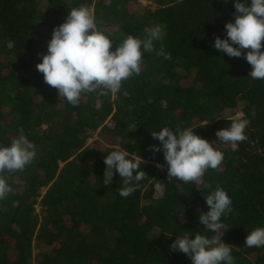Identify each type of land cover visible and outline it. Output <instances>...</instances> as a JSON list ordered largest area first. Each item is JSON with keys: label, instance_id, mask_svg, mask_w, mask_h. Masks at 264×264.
Wrapping results in <instances>:
<instances>
[{"label": "trees", "instance_id": "1", "mask_svg": "<svg viewBox=\"0 0 264 264\" xmlns=\"http://www.w3.org/2000/svg\"><path fill=\"white\" fill-rule=\"evenodd\" d=\"M145 1L0 0V146L21 131L36 146L23 171L0 173L13 189L0 200V264H192L170 245L185 233L214 235L198 217L217 186L232 200L233 211L221 217V239L234 264H264V247L244 244L249 232L264 227V80L248 75L243 56L213 47L234 22L235 0ZM81 5L112 39L113 51L124 36L143 38L145 27L159 25L155 47L171 58L145 53L141 73L117 93L83 94L71 105L36 66L54 27ZM222 116L228 119H216ZM238 116L250 121L248 139L232 151L216 132ZM165 127L195 128L214 142L224 153L219 171L208 169L200 185L168 180L163 150L149 149L160 145L151 132ZM95 134L105 141L89 145ZM116 148L145 161L148 176L127 198L119 195L118 173L103 183L104 157Z\"/></svg>", "mask_w": 264, "mask_h": 264}, {"label": "clouds", "instance_id": "2", "mask_svg": "<svg viewBox=\"0 0 264 264\" xmlns=\"http://www.w3.org/2000/svg\"><path fill=\"white\" fill-rule=\"evenodd\" d=\"M234 7V22L225 24L226 37L221 39L216 36L213 47L229 57L243 56L251 65L248 75L264 80V0H251L250 5L246 0H235ZM144 33L143 38L132 34L124 36L113 51L112 39L98 30L93 12L81 5L70 9L66 20L54 27L48 51L46 54L38 53L42 55V60L36 67L43 74L44 81L55 88L59 96L77 106L83 94L107 96L117 93L123 81L141 73L145 53L155 52L157 56L171 58V54L166 53L162 46L159 50L155 47L154 42L162 39L161 26L145 27ZM100 107L101 104L97 103V110ZM220 118L228 119L223 116L216 119ZM249 123L243 117L231 118L229 127L217 130L218 141L230 144L232 151H238L240 143L248 139L245 129ZM194 129L177 128L173 132L165 127L151 132L160 145H150L149 149L154 153L163 150L168 180L200 185L208 169L219 171L224 153L213 146L214 142L197 135ZM128 157V151L121 148L104 157L103 183L110 185L114 173H118L123 182L119 195L124 198L139 190L140 181L148 176L141 170V164L144 165L145 161L140 155ZM35 158V144L21 131L9 146H0V173L23 171ZM156 166L163 168L159 162ZM154 187L162 196L164 186L157 182ZM206 187L211 188V185L207 184ZM12 192V187L0 175V200L6 199ZM205 197L207 211L201 212L198 219L205 230L214 235H178L170 245V251L186 254L192 264H234L231 247L221 239L225 232L222 231L225 225L221 217L233 211L232 200L219 186ZM244 244L247 247H264V227L249 232Z\"/></svg>", "mask_w": 264, "mask_h": 264}, {"label": "rangeland", "instance_id": "3", "mask_svg": "<svg viewBox=\"0 0 264 264\" xmlns=\"http://www.w3.org/2000/svg\"><path fill=\"white\" fill-rule=\"evenodd\" d=\"M141 3L143 5H145V4H147V1L141 0ZM95 139H98L100 141H105V139L103 137H100L98 134H95V136L93 138L89 139V141H88L89 145H92V143L94 142Z\"/></svg>", "mask_w": 264, "mask_h": 264}]
</instances>
